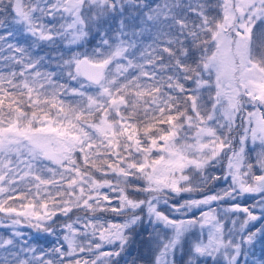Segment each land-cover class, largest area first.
<instances>
[{
  "label": "snow or ice",
  "instance_id": "6c2138e0",
  "mask_svg": "<svg viewBox=\"0 0 264 264\" xmlns=\"http://www.w3.org/2000/svg\"><path fill=\"white\" fill-rule=\"evenodd\" d=\"M144 226L145 264L264 246V0H0V264H120Z\"/></svg>",
  "mask_w": 264,
  "mask_h": 264
},
{
  "label": "trees",
  "instance_id": "16d2710c",
  "mask_svg": "<svg viewBox=\"0 0 264 264\" xmlns=\"http://www.w3.org/2000/svg\"><path fill=\"white\" fill-rule=\"evenodd\" d=\"M222 187H224V185H217L216 188L213 189V191H219ZM235 202L246 205L252 203V200L248 197H238L237 201ZM62 222L64 221L59 220L57 221V225H54V227L57 228V231H59V224ZM254 226L258 227L259 222H257ZM19 227H21V232L24 234L23 238L30 241V246L37 247L36 244H39V248H44L45 251L51 249L54 246L56 236H48L46 234L33 231L32 228L29 227L26 223H22ZM149 231L150 227L148 226L137 229L138 235L136 237V242L129 246L124 256L121 258L120 264H131L133 260H136L137 264H145V261L149 258L148 244L146 242L147 234ZM0 232H2L3 234L4 230L0 228ZM45 238H47L48 240ZM44 239L48 241V245L43 244ZM246 250L248 252L247 257L241 255V257L239 258L241 264H245V262L246 264H256L257 261L264 260V246H262L261 243H257L255 244V246H246ZM201 264H203V262H201Z\"/></svg>",
  "mask_w": 264,
  "mask_h": 264
},
{
  "label": "rangeland",
  "instance_id": "374dc122",
  "mask_svg": "<svg viewBox=\"0 0 264 264\" xmlns=\"http://www.w3.org/2000/svg\"><path fill=\"white\" fill-rule=\"evenodd\" d=\"M20 228H21V227H19V231H21V229H20ZM32 230H33V231H36V230H35V229H33V228H32ZM0 234H2V232H0ZM45 239H47V238H45ZM45 239H44V242H43V244H44V245H48L49 243H48V241H46ZM47 240H48V239H47ZM36 246H37L36 248H39V247H40V246H39V244H36Z\"/></svg>",
  "mask_w": 264,
  "mask_h": 264
}]
</instances>
